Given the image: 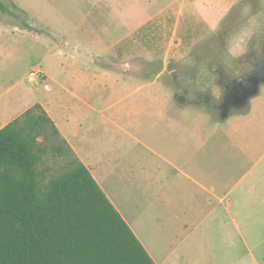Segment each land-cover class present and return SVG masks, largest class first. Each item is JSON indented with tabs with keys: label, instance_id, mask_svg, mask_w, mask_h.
I'll return each mask as SVG.
<instances>
[{
	"label": "rangeland",
	"instance_id": "obj_1",
	"mask_svg": "<svg viewBox=\"0 0 264 264\" xmlns=\"http://www.w3.org/2000/svg\"><path fill=\"white\" fill-rule=\"evenodd\" d=\"M21 1L14 10L39 32L0 12L2 100L71 116L151 257L264 264V84L226 119L203 99L219 102L222 77L253 70L264 0L102 1L103 15L87 19L71 0ZM72 156L49 153L40 167L53 176Z\"/></svg>",
	"mask_w": 264,
	"mask_h": 264
},
{
	"label": "trees",
	"instance_id": "obj_2",
	"mask_svg": "<svg viewBox=\"0 0 264 264\" xmlns=\"http://www.w3.org/2000/svg\"><path fill=\"white\" fill-rule=\"evenodd\" d=\"M49 153L73 156L48 177ZM0 264H156L39 102L0 128Z\"/></svg>",
	"mask_w": 264,
	"mask_h": 264
},
{
	"label": "crops",
	"instance_id": "obj_3",
	"mask_svg": "<svg viewBox=\"0 0 264 264\" xmlns=\"http://www.w3.org/2000/svg\"><path fill=\"white\" fill-rule=\"evenodd\" d=\"M12 1L15 4H17V5L19 4V2H22L21 0L20 1L12 0ZM76 1H80V2H76ZM81 1L84 4H81ZM102 1H111V3H112L111 9H112L113 7H115L116 1H119V0H71V3L81 13L82 16L80 18H86L87 19V18H91L93 16H96V14H99L101 16L103 15L102 5L100 3ZM76 3L80 4V8L82 10H80L79 7L76 6ZM28 10H32V9H27L26 11L28 12ZM39 12H36L38 14H36L34 17H39V14L42 15V16L44 15L41 11H39ZM27 14H30V13L28 12ZM32 15H34V14H32ZM84 24H88V23H84ZM17 25H18V29L17 30H20V31L26 30L25 27H23L22 25H19V24H17ZM2 29L3 28H0V31H2ZM28 29L31 30L34 33H36V32L38 33L39 32L38 30H36V28L35 29L28 28ZM199 92H201L200 93L201 95L204 94L203 91H199ZM4 93L5 92L0 91V128H2L4 125H6L11 120H13L16 117L20 116L26 109H28L34 103H36V102H33L32 104H29L26 108L24 107L21 110L13 111L14 108H13L12 103H10L8 100H2V96H3ZM187 103H192V102H187ZM16 106H17V103H15L14 107H16ZM45 109L47 110V112L51 116V118L54 120V122H55L56 126L58 127L62 137L65 138L68 141V143L73 148V150H74L75 154L77 155V157L84 164H86L89 167V169L91 170L93 176L96 178V180L98 181V183L101 185V187L104 190V187L102 186L101 182L97 179L98 177H97L96 173L104 172L105 166L101 162H98V161H96L94 159H90L91 156L88 155L86 152H84L81 149L79 143H82V141H81L82 139H79L77 137V133L74 131V127L75 126H74V124L72 122L71 116L69 114L65 113V112H62V111H59V110H56V109H55L56 111L55 110L53 111L49 107H45ZM162 158L165 159L164 157H162ZM99 175H100V173H99ZM160 180L163 181V178L161 177ZM212 190H213V188H212ZM105 193H106V191H105ZM153 260L155 261L156 264H165V262H166L164 259H161V258L159 260H156L155 258H153Z\"/></svg>",
	"mask_w": 264,
	"mask_h": 264
},
{
	"label": "flooded vegetation",
	"instance_id": "obj_4",
	"mask_svg": "<svg viewBox=\"0 0 264 264\" xmlns=\"http://www.w3.org/2000/svg\"><path fill=\"white\" fill-rule=\"evenodd\" d=\"M263 53H264V50L261 56L263 55ZM260 57L256 60L254 64V68H255L257 61L260 59ZM252 71H249L245 74H249ZM245 74H242L239 76H230L229 78L225 80L223 77L222 79H220L221 83L224 86L225 93H224L223 98L219 102L214 101V99L208 94L204 95V98H203L204 102L207 103V105H210L213 109H217L220 115L224 117V119H226L233 110L243 109V108L248 107L249 99L254 96V95H250L247 86L238 82V78ZM257 94L258 92L255 95ZM174 99H176V103H180L178 96L174 95ZM181 100H188L191 102H195V100H189L185 98H182Z\"/></svg>",
	"mask_w": 264,
	"mask_h": 264
},
{
	"label": "water",
	"instance_id": "obj_5",
	"mask_svg": "<svg viewBox=\"0 0 264 264\" xmlns=\"http://www.w3.org/2000/svg\"><path fill=\"white\" fill-rule=\"evenodd\" d=\"M238 82L247 86L250 95H255L264 83V53L257 61L254 70L238 78Z\"/></svg>",
	"mask_w": 264,
	"mask_h": 264
},
{
	"label": "built area",
	"instance_id": "obj_6",
	"mask_svg": "<svg viewBox=\"0 0 264 264\" xmlns=\"http://www.w3.org/2000/svg\"><path fill=\"white\" fill-rule=\"evenodd\" d=\"M41 69L40 68H32L28 74V79L30 81H36L38 75L41 73Z\"/></svg>",
	"mask_w": 264,
	"mask_h": 264
}]
</instances>
